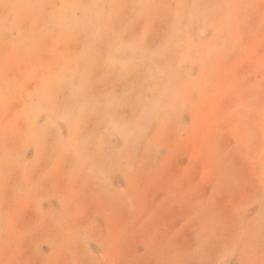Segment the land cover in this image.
<instances>
[{
    "label": "rangeland",
    "instance_id": "rangeland-1",
    "mask_svg": "<svg viewBox=\"0 0 264 264\" xmlns=\"http://www.w3.org/2000/svg\"><path fill=\"white\" fill-rule=\"evenodd\" d=\"M0 264H264V0H0Z\"/></svg>",
    "mask_w": 264,
    "mask_h": 264
},
{
    "label": "bare ground",
    "instance_id": "bare-ground-1",
    "mask_svg": "<svg viewBox=\"0 0 264 264\" xmlns=\"http://www.w3.org/2000/svg\"><path fill=\"white\" fill-rule=\"evenodd\" d=\"M32 4V3H31ZM182 4H183V1H182ZM179 6H181L180 8H182L183 7V5H181V4H178ZM185 5V4H184ZM192 45V44H191ZM35 103V102H34ZM30 109V108H29ZM28 109V110H29ZM32 109V108H31Z\"/></svg>",
    "mask_w": 264,
    "mask_h": 264
}]
</instances>
